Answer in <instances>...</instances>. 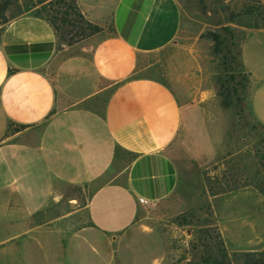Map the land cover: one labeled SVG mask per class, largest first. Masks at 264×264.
<instances>
[{"label": "crops", "instance_id": "crops-1", "mask_svg": "<svg viewBox=\"0 0 264 264\" xmlns=\"http://www.w3.org/2000/svg\"><path fill=\"white\" fill-rule=\"evenodd\" d=\"M77 1L102 27L88 54L61 58L54 27L31 12L0 37V264H214L137 225L175 192L187 135L198 130L209 153L222 147L213 40L185 52L173 83L140 75L148 56L179 44L180 1ZM237 26L264 124V28Z\"/></svg>", "mask_w": 264, "mask_h": 264}, {"label": "rangeland", "instance_id": "rangeland-1", "mask_svg": "<svg viewBox=\"0 0 264 264\" xmlns=\"http://www.w3.org/2000/svg\"><path fill=\"white\" fill-rule=\"evenodd\" d=\"M179 1L184 11L179 44L148 56L140 75L173 83V66L186 59L185 52L197 40L210 38L223 25L233 30L237 25L264 28V0ZM37 9L54 19L51 5L47 1L38 4L37 0H21L6 16L12 18ZM234 33L241 44L242 34ZM60 37L61 58L88 54L94 44L90 37L77 38L72 44ZM221 107L222 147L209 153L202 146L204 138L198 130L187 135L174 152L179 168L175 192L142 209L137 225L149 239L185 244V250L192 253V262L220 259L248 264V253L264 259V124L248 106L244 110ZM69 188L68 194L82 191L80 187ZM6 236L0 234V240Z\"/></svg>", "mask_w": 264, "mask_h": 264}, {"label": "trees", "instance_id": "trees-1", "mask_svg": "<svg viewBox=\"0 0 264 264\" xmlns=\"http://www.w3.org/2000/svg\"><path fill=\"white\" fill-rule=\"evenodd\" d=\"M21 0H0V37L5 24L12 18L6 16L7 11ZM48 2L55 14L54 19L47 18L39 9L33 13L47 19L54 27L57 36L66 37L70 44L77 38L86 39L100 32L102 27L88 18L81 10L77 0H37L38 4ZM58 6V7H57ZM213 42V52L218 60L216 65V80L219 87L218 95L221 98V105L224 108L239 107L244 110L250 107L248 85L249 75L242 68L240 56L242 53L241 44L236 41L234 30L229 25H223L209 36ZM12 71V70H11ZM246 102L245 105L243 104ZM252 111V109H251ZM253 112V111H252ZM254 114V113H253ZM254 254H246L248 264H264V259H255ZM254 259V260H253ZM206 263L232 264L225 260L215 259L214 261L204 260Z\"/></svg>", "mask_w": 264, "mask_h": 264}]
</instances>
